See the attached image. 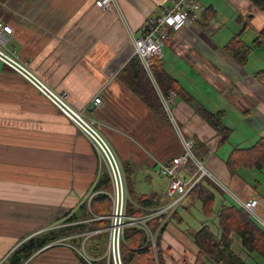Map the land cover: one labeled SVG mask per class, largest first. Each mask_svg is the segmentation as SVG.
Here are the masks:
<instances>
[{"label": "crops", "instance_id": "obj_1", "mask_svg": "<svg viewBox=\"0 0 264 264\" xmlns=\"http://www.w3.org/2000/svg\"><path fill=\"white\" fill-rule=\"evenodd\" d=\"M94 2L0 0V21L11 29L9 43L21 58L32 54V69L44 71L46 85L67 93L73 109L94 117L123 165L132 168L130 181L149 183L152 175L145 172L154 175L157 163L180 155L181 145L171 120L162 119L140 96L127 65L132 38L170 1L116 0L118 7L109 12H101ZM226 2L236 14L229 30L227 17L207 5L196 21L165 41L161 62L195 104L210 113L222 112V123L231 131L222 144L179 97L172 116L184 138L203 143L198 153L207 170L237 199L255 202L264 218V169L239 168L231 174L227 165L233 149L250 148L264 138V85L255 78L264 74V46H252L264 29V12L249 0ZM234 37L250 47L245 65L224 50ZM96 96L101 105L94 108ZM95 153L71 120L0 63V264H10L13 252L37 226L45 222L48 229L55 228L62 216L87 202L85 193L98 170ZM186 230L168 224L161 240L162 250L168 249L167 264H197L198 249ZM232 235L238 236H230L237 258L264 264L257 253L249 252L254 256L246 261L240 258L233 246L239 253L241 239L234 242ZM41 253L24 264H83L71 245Z\"/></svg>", "mask_w": 264, "mask_h": 264}, {"label": "trees", "instance_id": "obj_2", "mask_svg": "<svg viewBox=\"0 0 264 264\" xmlns=\"http://www.w3.org/2000/svg\"><path fill=\"white\" fill-rule=\"evenodd\" d=\"M249 1L257 9L264 12V0ZM252 46H264V29L253 40ZM224 50L240 65H245L251 51L249 46L237 40L236 37L224 46ZM152 63L151 74L159 92L163 96L173 92L176 97L184 100L193 109L194 113L215 131L219 137V144L226 142L231 131L222 123V112L210 113L202 105L195 104L194 100L178 86L177 81L164 70L161 59L153 58ZM127 66L128 72H132V76L137 79L136 84L141 89V97L144 98L150 108L167 122L166 112L161 104L158 92L155 86L152 85L150 77L142 68L138 58L133 56ZM255 78L264 85L263 73H258ZM193 140V154L196 158L203 160L198 152L203 150L204 145L194 138ZM227 165L231 174L239 168L246 170L264 169V138H261L250 148L233 149ZM130 180L128 176V193L132 202L130 200L131 203L126 206L127 216L142 217L149 214L151 209L164 204V199H159L158 194L155 192L140 195L134 192L133 183ZM109 191V177L106 172L100 173L94 187L95 195L90 199L92 200L91 205H87V202L81 203L77 212L62 216L64 217L62 227L47 229L23 242L11 255L10 264H24L28 259L34 258L36 254L41 253L43 250L59 246L58 241L66 238H70L67 244L76 245L77 243L80 246L88 233L91 235L85 239L84 245L88 240L94 241V243L87 246L92 261L87 262L77 254L78 260L83 264H106L103 256L107 232L103 231L97 236L93 233L109 228L110 220L106 218L110 215L111 208L110 200L105 194ZM195 206L199 215L198 228L193 234V241L198 249L197 264H204L201 258L212 260L215 264H246L230 250L231 234H235L241 239L243 247L248 252L257 253L264 257V228L248 216L235 202L230 200L209 178L203 177L185 196L166 224L157 231L154 245L140 228L135 226L125 227L123 238L119 244L121 264H167L164 256L168 249L164 251L161 248L162 236L170 223L177 227L183 226L186 223L185 212ZM100 216L103 219L92 220V218ZM161 220L162 216L153 217L148 221V226L152 232L157 230ZM108 264H113V262L109 261Z\"/></svg>", "mask_w": 264, "mask_h": 264}, {"label": "built area", "instance_id": "obj_3", "mask_svg": "<svg viewBox=\"0 0 264 264\" xmlns=\"http://www.w3.org/2000/svg\"><path fill=\"white\" fill-rule=\"evenodd\" d=\"M170 6L163 9L157 17H149L143 23L140 36L132 38V56H136L142 68L152 79L151 67L153 58H162V47L172 34L190 26L202 14L204 7L199 0H169ZM114 0H95L94 7L101 12H109ZM11 29L0 21V63L11 72L25 80L40 94L48 99L69 120H71L83 135L91 142L99 158V166L107 167L112 187V194H107L113 200L109 225V240L112 250L113 264H121L119 254V242L123 236L125 227L135 226L143 230L154 245L157 231L166 224L167 220L178 209L186 195L198 184L201 178L207 177L215 180L207 170L204 160L196 158L193 154V139H186L180 133L171 113L170 107L176 98L173 92L163 96L155 85L161 104L174 125V130L179 137L181 153L179 156L166 162L157 163L154 175L168 178L165 197L167 202L150 210L149 214L142 217L127 216L126 206L128 190L123 170L116 159L115 151L106 138L96 129L94 122L86 121L80 112L74 110L68 102L65 92H55L47 86L32 70L30 63L23 61L14 47L10 46L9 37ZM92 105L94 108L101 105V98L96 96ZM151 176L150 170L145 172ZM237 199V198H236ZM237 205L252 219H257V205L252 200H236ZM162 216V220L155 232L148 226V221L153 217ZM257 222V221H256ZM258 223V222H257ZM264 228V227H263ZM149 240V239H148Z\"/></svg>", "mask_w": 264, "mask_h": 264}, {"label": "rangeland", "instance_id": "obj_4", "mask_svg": "<svg viewBox=\"0 0 264 264\" xmlns=\"http://www.w3.org/2000/svg\"><path fill=\"white\" fill-rule=\"evenodd\" d=\"M199 2L201 3V5L205 8V6L207 7V5H213L214 7H215V9L221 14V15H224L225 17H227V20L226 21H228L225 25H226V30H229L230 28H231V24L233 23V21L235 20V16H236V14L235 13H233L232 12V10H231V7H229L228 6V4H227V2H226V0H199ZM114 7H118L117 6V3H116V0H114V4H113V6H112V8H114ZM111 8V9H112ZM223 23H225V21H223ZM235 26H239V25H235ZM13 45L14 44H12V43H10V46H12L13 47ZM15 47V46H14ZM184 49V48H183ZM18 52V51H17ZM31 53H32V51H31ZM20 55V54H19ZM23 56V55H22ZM133 57V56H132ZM21 58V57H20ZM23 58V59H22ZM21 59L23 60V61H27V62H29L30 63V66H31V68H32V54H30V55H24L23 57H22ZM35 69V68H34ZM33 70V69H32ZM123 70V69H122ZM34 72H35V74L45 83V84H47L46 82V79H45V76H44V71H41V73H39L38 71H35L34 70ZM38 72V73H37ZM133 75V74H132ZM131 75V76H132ZM132 78L135 80V82L137 83V79H135L133 76H132ZM151 79V78H150ZM151 83H152V85L153 86H155V82H154V80H153V78L151 79ZM48 85V84H47ZM136 85V87L138 88V86H137V84H135ZM141 89L139 88V94H140V91ZM141 96V95H140ZM144 99V98H143ZM174 106L172 105L171 107H170V109H171V113L173 114V112L172 111H174V108H173ZM75 110V109H74ZM78 112H80V111H78ZM80 114L82 115V117L84 118V120H86V121H91V122H94V126L96 127V129L106 138V140L109 142V139H108V137L106 136V134L103 132V130H101V127H99V125L97 124V122H96V120L94 119V117L92 116V117H89L88 115H86V114H84L83 112H80ZM166 115V117H167V119H168V115L167 114H165ZM168 121H169V119H168ZM167 121V122H168ZM171 123H172V121H171ZM173 124V123H172ZM75 125V124H74ZM76 126V125H75ZM77 127V126H76ZM78 129V128H77ZM79 130V129H78ZM80 131V130H79ZM80 133L81 134H83L81 131H80ZM85 137V136H84ZM86 138V137H85ZM87 139V138H86ZM88 140V139H87ZM89 141V140H88ZM90 142V141H89ZM91 143V142H90ZM110 144H111V142H110ZM226 146H228V145H225V147ZM222 148H223V146H222ZM221 148V149H222ZM114 149V148H113ZM115 151V150H114ZM96 154V158H97V168H98V170H99V175H100V172L101 173H103V172H106L107 173V175H108V170H107V167H105V165L104 164H102V166H99V158H98V155H97V153H95ZM115 155H116V159H117V161L120 163V165H121V168H122V170H123V173H124V176H125V180H126V184L128 185V176H130L131 174H132V168L131 167H129V165L127 166H125V165H123V163H122V161H121V159L119 158V156H118V154H117V152L115 151ZM98 170H97V175H98ZM255 172V171H254ZM97 175L95 176V179H94V181L92 182V184L90 185V187H89V189L86 191V201H87V205H91V202H92V200H90L91 198H92V196L93 195H95V192H94V187H95V184H96V181L98 180V178L99 177H97ZM108 177H109V175H108ZM215 178V177H214ZM109 181H110V179H109ZM141 181V182H140ZM215 185H217L224 193H225V195H227L229 198H230V200H232L233 202H235L236 204H237V202H236V197L229 191V189L226 187V186H222L221 184H220V182H219V180L217 179V178H215V180H211ZM139 182L140 183H137V182H135V183H133L132 185H133V191L134 192H136L137 194H150L151 192V190H150V188L155 192V193H157L158 194V196H159V199H164L163 201H165L166 199H165V197H164V195H165V191H166V187H167V179H166V177H164V176H157V175H152V178L150 179V182L148 183H146L145 182V180H139ZM127 190H128V186H127ZM102 193H104V192H102ZM108 194H112V187H111V183H110V191L109 192H107ZM84 194V195H85ZM106 194V193H105ZM109 198V204H110V208H111V210H112V207H113V200H112V198H110V197H108ZM130 196H129V193H128V202H127V204L128 203H131L132 202V200H131V202H130ZM186 202V201H185ZM189 203V202H188ZM184 212V211H183ZM111 211H110V215L106 218L107 220H110V217H111ZM186 213V223L185 224H183V226H181V227H179V229L180 230H182V229H187L186 230V234H188V235H193L194 234V231L198 228V221H199V215H198V212H197V210H196V206L195 207H192V208H190V209H188L187 210V212H185ZM256 217H257V219H254L255 221H257L258 222V224H260L262 227H264V218L260 215V213L258 212V211H256ZM101 219H103V217H98V218H92V220H101ZM91 220V221H92ZM61 223H63V221H61V222H59L58 221V225L59 226H56L55 228H59V227H62V226H60V224ZM49 225V224H48ZM110 225V224H109ZM46 225V223L44 222L43 224H42V226H40V228H38L39 226H37V228L36 229H34V230H32V236L33 235H36V234H38L39 232H41V231H46L48 228L47 227H49V226H47ZM43 228V229H42ZM46 228V229H45ZM42 229V230H41ZM101 232H102V230H100ZM96 232V231H95ZM99 232V231H98ZM106 232H107V240H106V247H105V250H104V256L103 257H105V259H104V262L106 263V264H108L109 263V261H112L113 262V260H112V250H111V247H110V240H109V228H107L106 229ZM97 233V232H96ZM96 233H93V234H95V236H97L98 234H96ZM146 234V233H145ZM168 234H169V232H168ZM89 235H91L90 233H88V234H86V236H85V239L86 238H88L89 237ZM146 236H147V234H146ZM122 238H123V236H122ZM122 238L120 239V242H121V240H122ZM147 238L151 241V239L147 236ZM232 238H233V240H234V242H236V241H238V242H240V239L238 238V237H236V236H234V235H232ZM69 239L70 238H66V239H63V240H60V241H58V245L59 246H56V248H66V246L67 245H69V244H67L68 242H69ZM85 239H84V241H85ZM84 241L83 242H81V245L80 246H78V244L76 243V245L75 244H70L74 249H75V252H76V254H78L79 256H81L84 260H86L87 262H91L92 261V258L90 257V255L88 254V251H87V246H88V244H90V243H94V241H91V240H88V242L84 245ZM155 241H156V238L154 239V244H155ZM120 242H119V244H120ZM152 242V241H151ZM56 243V242H55ZM74 245V246H73ZM240 246H241V243H240ZM233 249H234V251L237 253V255L240 257V258H242L243 260H245L246 261V256H250L249 258H251V257H253L254 255L253 254H250L248 251H246L242 246L240 247V252L238 253L237 252V248L235 247V246H233ZM120 254V253H119ZM42 255V253L41 254H39V256H41ZM38 256V257H39ZM50 258H52V257H50Z\"/></svg>", "mask_w": 264, "mask_h": 264}]
</instances>
